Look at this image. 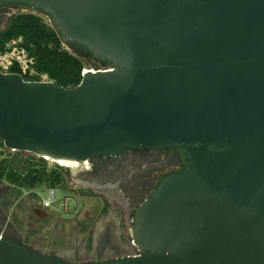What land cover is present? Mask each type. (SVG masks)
<instances>
[{
	"label": "water",
	"instance_id": "obj_1",
	"mask_svg": "<svg viewBox=\"0 0 264 264\" xmlns=\"http://www.w3.org/2000/svg\"><path fill=\"white\" fill-rule=\"evenodd\" d=\"M8 3L110 66L74 87L0 72L7 147L81 163L180 146L189 165L137 209L142 255L71 261L0 230V264H264V0Z\"/></svg>",
	"mask_w": 264,
	"mask_h": 264
},
{
	"label": "flooded vegetation",
	"instance_id": "obj_2",
	"mask_svg": "<svg viewBox=\"0 0 264 264\" xmlns=\"http://www.w3.org/2000/svg\"><path fill=\"white\" fill-rule=\"evenodd\" d=\"M5 22L0 19L3 26H5ZM74 46L89 55L84 47ZM188 165L189 162L180 146L128 147L121 155L97 156L83 163L79 170L83 171L82 178L86 180L88 188L83 191L89 197L97 194L104 196L102 199L104 209L99 212V215H103L104 219L101 222H96L87 232L92 241L101 246L108 242L107 245L111 247L113 253L125 256L128 250L126 248L124 250L118 242H125L131 234L134 235L135 213L139 206L149 197L163 176L186 168ZM9 192L8 188H0V230L5 238L25 244L24 238L16 230L7 228L4 199ZM110 198L112 201L109 200ZM77 206L76 203L73 213L77 211ZM100 225L103 227L99 228ZM37 250L42 252L40 249ZM50 254H57L67 260L77 262L109 258L102 257L99 251L93 253L92 257H84L85 259H78L66 253Z\"/></svg>",
	"mask_w": 264,
	"mask_h": 264
},
{
	"label": "rangeland",
	"instance_id": "obj_3",
	"mask_svg": "<svg viewBox=\"0 0 264 264\" xmlns=\"http://www.w3.org/2000/svg\"><path fill=\"white\" fill-rule=\"evenodd\" d=\"M0 12V19L3 21H5L7 16L13 13L30 12L38 15L43 14L36 8L18 3L3 5L0 8ZM3 29V23H0V31ZM66 48L69 51H74V53L84 59L85 65L83 70H96L107 67L94 59H91L76 46L73 48L67 46ZM26 154L30 153L26 152ZM33 156L38 157V154H33ZM46 162H49V160ZM61 169L67 170L66 172L69 173L68 181L73 183V187H68L65 190L58 188L57 192L60 198L68 197L66 205L67 212L69 213L59 214L55 209L50 211L44 209L36 204L32 198H24L16 202L14 199L15 194L9 184L1 179L0 188L10 189L9 194L4 199V208L6 212L5 221L7 222V228L16 230L18 234L24 238V243L33 248L40 249L42 252L64 254L63 252L71 249L70 247L74 243L76 245L75 250L69 255L78 259H85L84 257L88 258L92 255L90 252L91 249L89 248L91 240L88 241L86 248H82L84 241L78 239L73 240V237H81L85 235L86 232H89L88 230H90L98 221L99 212L104 209L102 205V199L104 196H98L99 194H97L93 197H89L86 195L83 190H87L88 188L85 183L86 180L82 178L83 171H73L67 167H61ZM39 191L43 196L47 193L46 189H40ZM84 193L85 195L82 196ZM73 198L78 204L75 213H72L75 209V201ZM109 200L112 201L111 198ZM102 227L103 226L100 225L99 228Z\"/></svg>",
	"mask_w": 264,
	"mask_h": 264
},
{
	"label": "trees",
	"instance_id": "obj_4",
	"mask_svg": "<svg viewBox=\"0 0 264 264\" xmlns=\"http://www.w3.org/2000/svg\"><path fill=\"white\" fill-rule=\"evenodd\" d=\"M5 21L4 29L0 31V51L5 49L7 42L19 39V45L32 58V68L37 75L22 74L17 66L11 67L9 72L21 74L25 80L31 81H40L41 75H46L48 80L63 87H74L80 83L84 59L66 48L74 46L62 40L53 24L45 23L36 13L24 12L13 13ZM88 56L107 67L110 66L108 60H100L91 53ZM68 177L69 173L61 168L47 169V163L43 159L21 158L16 154L12 158L4 157L0 160V180L23 188L58 186L65 190L68 187ZM12 191L14 194L18 192L15 189Z\"/></svg>",
	"mask_w": 264,
	"mask_h": 264
},
{
	"label": "built area",
	"instance_id": "obj_5",
	"mask_svg": "<svg viewBox=\"0 0 264 264\" xmlns=\"http://www.w3.org/2000/svg\"><path fill=\"white\" fill-rule=\"evenodd\" d=\"M25 13V12H24ZM30 13V12H29ZM45 21V23H48L52 25V22L49 18L48 15L46 14H39ZM46 18V19H45ZM20 40H11L6 43L5 49L3 51H0V72L8 73L10 68L13 66H17L19 70L22 72V74H26L28 76H35L37 73L34 71L32 68L33 60L30 58L27 54V51L19 45ZM85 71V70H83ZM47 76L46 75H41L40 81H46ZM30 153V154H26ZM19 155L21 158H35L37 159H45L48 161L46 158H40L43 156L38 155V157L33 156V154L29 151H20L16 150L14 148L7 147L3 141L0 140V160L4 157L6 158H12L14 155ZM88 161V160H86ZM47 163V169L50 167H55L53 162L49 161ZM63 166H59L58 168H61ZM64 172L67 170H63ZM9 184V183H8ZM10 188L13 190H17L18 192L15 193L14 199L16 202H18L21 199L24 198H32L36 204L41 206L44 209L47 210H56L57 212L60 213H69L67 212V205H66V200L68 197H63L60 198L58 196V186L55 187H35L32 189L29 188H23L21 186H18L16 184H9ZM68 187H73V183L71 181H68ZM67 187V188H68ZM40 189H46L47 193L45 196H43L40 193ZM74 199V198H73ZM75 201V199H74ZM76 205V201H75ZM56 212V213H57ZM131 231V230H130ZM126 246H127V254L126 256H139L142 255L144 252L138 248L136 240H135V235L131 234L129 239L126 241Z\"/></svg>",
	"mask_w": 264,
	"mask_h": 264
},
{
	"label": "crops",
	"instance_id": "obj_6",
	"mask_svg": "<svg viewBox=\"0 0 264 264\" xmlns=\"http://www.w3.org/2000/svg\"><path fill=\"white\" fill-rule=\"evenodd\" d=\"M98 221H97V223L98 222H101V221H103V219H104V216L103 215H99L98 216ZM76 239H78V240H80V241H84V244L82 245V248L83 247H87L86 245L88 244V241L89 240H91V245H89V248L91 249L90 250V252H91V254H93V253H98V251H99V253H100V255L102 256V257H109V258H112V257H118V255L116 254V253H113L112 252V249H111V247H109L108 245H107V243L105 242V244L104 245H99L98 243H96L95 244V242L94 241H92V239L90 238V236H89V234L86 232V234L85 235H83V236H81V237H73V240H76ZM118 244L125 250V248H126V246H125V242H123V241H119L118 242ZM75 244L73 243V245L70 247L71 249H69V250H66V251H64L63 253H65L66 252V254H71V253H73V251L75 250Z\"/></svg>",
	"mask_w": 264,
	"mask_h": 264
},
{
	"label": "bare ground",
	"instance_id": "obj_7",
	"mask_svg": "<svg viewBox=\"0 0 264 264\" xmlns=\"http://www.w3.org/2000/svg\"><path fill=\"white\" fill-rule=\"evenodd\" d=\"M41 152L39 151V155L43 156L44 158L48 159L51 162H54L56 164H59L60 166L67 167L73 171H78L81 165L84 162H79L77 160H72V159H64V158H56V157H50L44 153L40 154ZM81 169V168H80Z\"/></svg>",
	"mask_w": 264,
	"mask_h": 264
}]
</instances>
